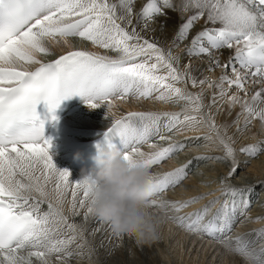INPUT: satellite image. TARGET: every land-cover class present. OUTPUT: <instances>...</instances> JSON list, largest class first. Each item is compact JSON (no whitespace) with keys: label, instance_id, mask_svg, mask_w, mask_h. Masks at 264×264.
Segmentation results:
<instances>
[{"label":"snow or ice","instance_id":"1","mask_svg":"<svg viewBox=\"0 0 264 264\" xmlns=\"http://www.w3.org/2000/svg\"><path fill=\"white\" fill-rule=\"evenodd\" d=\"M168 10L179 12L181 22L165 50L143 34L156 31L157 21L164 30ZM184 13L191 15L184 19ZM201 20L205 26L193 34ZM75 37L116 53V58L83 50L48 63L38 58L51 54L50 42L69 45ZM181 45L188 57H208L214 67L225 69L224 74L218 81L198 80L190 66L182 70L181 57L173 54ZM223 49L235 51L221 64L213 53ZM249 82L259 85L254 94L248 91ZM189 84L201 90L191 92ZM205 86L216 90L207 104ZM233 88L236 92L230 95ZM74 96L90 109L106 106L109 111L116 100L183 104L180 112H129L114 120L96 145L98 153L118 150L131 166L150 173L153 166L188 147L187 141L172 142L162 127L180 135L206 132L189 140L203 139L206 147L215 145L222 155L197 156L172 171L151 175L148 206L166 209L165 221L193 238L221 245L234 260L264 264V244L257 250L255 241L232 236L242 218L251 219L254 188L230 183L240 166L237 151L257 157L264 154V141L237 150L227 132L230 125L217 124L210 111L216 108L219 115L223 109L219 101H224L228 115L236 106L241 108L233 121L238 124L239 115L245 117L240 131L253 120L264 128V0H0V264H72L77 257L95 255L84 238V225L69 222L65 214L66 210L73 216L82 214L84 224L96 220L93 181L85 176L73 182L68 170L56 168L49 154L52 141L44 137L45 120L37 110L43 105L55 126L60 104ZM152 137L168 141V146L150 143ZM144 145L151 151H141ZM202 160L231 162L220 180L224 199L209 200L203 208L180 215L212 193L176 202L161 197L182 185L193 162ZM44 204L47 211H42ZM100 223L101 229L93 233L103 229L105 223ZM256 236L264 238V228Z\"/></svg>","mask_w":264,"mask_h":264},{"label":"bare ground","instance_id":"2","mask_svg":"<svg viewBox=\"0 0 264 264\" xmlns=\"http://www.w3.org/2000/svg\"><path fill=\"white\" fill-rule=\"evenodd\" d=\"M175 2L179 3V0H175ZM167 15L170 19L164 30L160 29L161 21H157L155 25L156 31L143 34L144 38L149 41H156L158 46L165 50L171 47L174 31L181 22V14L179 12L168 10ZM183 15L184 19H187L191 13H184ZM204 26V21L201 20L193 30V34L201 30ZM71 39L76 38H70L69 45L50 42L51 54L38 58L46 63L72 51L71 49H75V46H73ZM91 48L95 49L96 46H93L89 41V52L93 51L96 53V50H90ZM77 49L81 50V48ZM234 51V49H223L218 53L214 52L213 58L219 59L221 64H224L228 61L230 55H234ZM112 53L113 56L110 57L116 58L117 54ZM173 54L181 57L180 68L183 70L190 66L189 70L191 74L198 80L207 78L212 81H218L219 77L225 72V69L222 67H214L208 57H188L185 54L184 45H181L179 49H174ZM210 68H212L211 71H209ZM250 85L251 83L249 82ZM180 86L183 87V85ZM188 90L195 93L201 89L192 88L189 84ZM214 91L216 90L209 89L207 86L204 87L205 104L209 102ZM255 91L257 90L251 91V94H254ZM235 92L236 89L233 88L229 94L231 95ZM240 95L243 96V93H240ZM68 101L69 114L62 119L58 135L52 142L49 154L58 170H68L70 172V179L73 182H78L83 177L90 175L82 174L75 167V163L85 154L90 158H94L97 155L98 150L96 145L103 139V134L108 130L114 120L123 118L129 112L171 113L180 112L184 107L183 104L163 103L155 99L140 101L128 99L125 101H114V104L118 105V109H115L114 105L109 111L106 106L90 109L79 96H74L68 99ZM219 104H223V109L219 115H216V108H212L210 111L216 116L217 124L230 125L227 128V132L229 136H232L236 140L235 147L237 150L241 147L256 145L264 141V128L261 127L259 120H253L247 130L240 131V129H244L245 117L239 115L238 124H234L233 121H236L238 114L241 113V108L236 106L231 109V115H228L227 103L219 101ZM206 111L208 110L206 109ZM163 123H166V121H162ZM161 131L164 135L171 136L172 142L187 141L188 146H191L187 147L184 153L176 155V160L172 161L169 159L163 161L159 166H153L150 170L151 175L172 171L197 156L217 157L222 155V150L218 149L215 145L206 147V142L203 139L198 141L189 140V138L195 136L202 137L206 132H186L180 135L164 132L163 127ZM156 138L158 139L159 137H152L150 143L154 144V139ZM113 143L118 146V138H115ZM168 143L165 140L164 145L159 146L167 147ZM141 151L147 153L151 149L147 145H144L141 147ZM243 158L249 159L243 161ZM236 159L240 166L230 183L237 187H252L254 188V192L250 196L251 208L248 213V217L251 219L242 218L243 222L236 224L232 236L234 238L235 236L241 235L245 236V239L249 241H255L254 246L259 250V247L264 244V238H258L256 231L264 228V219L259 222L253 221L257 217H264V186H262V182H264V154H260L257 157H249L237 151ZM196 163L203 164L201 166L199 165L198 170L190 174L182 185L167 191L161 199L176 202L184 201L192 196L201 194L212 193V195H208L207 199L201 200L199 203L185 209L180 215L195 212L203 208L209 200L220 198L223 201L224 199L220 189V180L228 173L231 162L222 163L214 160L193 162V164ZM69 199H71L70 194ZM42 211H47V204L42 205ZM80 211L81 213L83 212L82 209ZM150 211L165 221L166 209L150 208ZM214 211L215 209H213ZM65 214L69 217V222L84 225V238L95 249V255L91 258L85 254L83 257L73 259L72 264H243L241 259L235 258L234 260L233 257L228 256L221 245L211 242L208 239L201 241L193 238L171 221H165L164 227L162 228V238L158 243L152 246H140L131 238L116 236L108 224H105L102 230L93 233L94 229H101V223L97 218L95 221L90 220L87 224H84L82 214L73 216L67 210ZM169 214L175 215V213ZM73 247L75 248V245Z\"/></svg>","mask_w":264,"mask_h":264},{"label":"clouds","instance_id":"3","mask_svg":"<svg viewBox=\"0 0 264 264\" xmlns=\"http://www.w3.org/2000/svg\"><path fill=\"white\" fill-rule=\"evenodd\" d=\"M91 199L97 219L110 225L114 234L131 238L140 246H152L162 238L165 221L150 211L149 172L133 167L118 150L99 152Z\"/></svg>","mask_w":264,"mask_h":264},{"label":"rangeland","instance_id":"4","mask_svg":"<svg viewBox=\"0 0 264 264\" xmlns=\"http://www.w3.org/2000/svg\"><path fill=\"white\" fill-rule=\"evenodd\" d=\"M76 39H71V41H73V46H75V49H71V50H80V49H77V48H81V50H85V51H88L89 52V50H88V42L89 41H83V40H81L79 37H75ZM90 50H96V54H100V55H102V54H105V55H108V56H113V53L112 52H110V51H106V50H104V49H100V48H98V47H96L95 49H90ZM92 53H95V52H93V51H91ZM228 75H231V72L230 71H228ZM254 90H259V85H256V86H252V85H250L249 86V93L251 94V91H254ZM115 105V109L118 107V105L117 104H114ZM98 108H101V107H98ZM118 109V108H117ZM118 111V110H117ZM156 140V141H155ZM153 141V140H152ZM154 144H158L157 146H159V145H164V141H163V143H162V141L158 138H156V139H154ZM191 145H189L188 147H190ZM159 147H161V146H159ZM185 151H183V152H181V153H178V154H176V155H179V154H182V153H184ZM176 155H174L172 158H170L172 161H174V160H176ZM249 158H243V161H245V160H248ZM204 163V162H203ZM203 163H196V164H193L192 165V167H190L189 168V172H190V174H192V173H194V172H196L197 170H198V168L203 164ZM200 165V166H199Z\"/></svg>","mask_w":264,"mask_h":264}]
</instances>
